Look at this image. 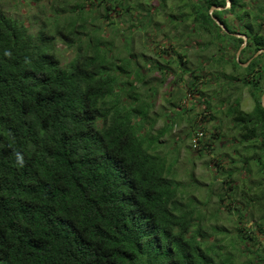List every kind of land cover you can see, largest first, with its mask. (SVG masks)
<instances>
[{"label": "trees", "instance_id": "obj_1", "mask_svg": "<svg viewBox=\"0 0 264 264\" xmlns=\"http://www.w3.org/2000/svg\"><path fill=\"white\" fill-rule=\"evenodd\" d=\"M245 3L230 0L225 7V0H188L184 5L191 31L212 35L213 28L217 37L221 31L236 51L243 40L233 33L244 34L240 56L249 50L250 59L264 48V5L251 14ZM118 4L97 0L91 10H102V19L113 23L111 11ZM160 4L164 8L165 0ZM211 6L224 8L210 14ZM237 7L241 23L235 31L224 15ZM69 10L75 15L53 20L66 17L68 28L54 30L53 24L32 32L0 6V264H264V245L251 251L260 240L249 235L250 220L234 222L236 236L216 224L209 233L203 230L210 198L198 200L182 188L170 177L157 144L146 141L159 142L166 125L155 135L151 111L157 92L150 93L131 44L125 57L114 38L100 33L94 22L87 26L90 13L81 4L64 12ZM128 17L133 27L132 14ZM55 35L73 51L68 61L58 55ZM232 61L235 73L219 74L249 86L254 106L242 110L240 96L229 93L222 99L230 108L228 118L240 133L239 144L254 138L264 152V52L246 67L239 64L245 62L241 57ZM248 208L245 216L252 215ZM258 212L255 227L263 234L264 214Z\"/></svg>", "mask_w": 264, "mask_h": 264}, {"label": "rangeland", "instance_id": "obj_2", "mask_svg": "<svg viewBox=\"0 0 264 264\" xmlns=\"http://www.w3.org/2000/svg\"><path fill=\"white\" fill-rule=\"evenodd\" d=\"M187 1L165 0L162 8L161 0H119L117 11H111L113 23L102 19V10H91L92 2L97 0H0V6L7 14L27 23L30 31L37 32L41 28L48 30L54 24L55 16H74L76 11L65 13L64 9L81 4L84 12L90 13L87 26L92 28L91 22H94L100 27V33L114 38L120 54L129 56L131 47L128 44H131L141 73L146 74L144 81L150 86V93L157 92L152 98L154 106L151 111L156 117L155 135L160 133L155 132L156 129L166 125L160 143L156 139L146 141L157 144V152L166 157L167 168L171 167L170 177L177 178L182 188L198 200L210 198V215L204 220L206 229L203 230L209 233V226L216 224L228 235L236 236V221L241 219L244 223L250 220L247 223V228L251 229L249 235L260 240L251 246V251L255 252L258 244L264 245V233L255 227L260 222L258 210L264 214V152H259L254 138L238 143L240 133L236 131L233 120L228 118L230 108L227 100L222 99L229 93L232 97L240 96V108L248 112L253 109L254 101L249 86L241 81L230 83L220 76L223 70L235 73L232 59L236 49L227 43L225 37H220L223 35L221 31L219 37L215 36L213 28L212 35L196 29L191 31L192 19L184 5ZM245 2V9L251 14L259 4L264 5V0ZM121 7H127L131 13ZM239 11L237 7L232 14L224 15L235 31L240 30ZM182 13L183 16L179 17ZM127 14L134 18L133 27H130ZM64 20L66 17H59L54 30L56 26L68 28ZM54 43L62 61L73 56V51L61 42L59 35H55ZM250 54L247 50L239 59L241 57L245 61ZM247 65L242 63L243 67ZM192 71H195L194 75H190ZM238 71L243 72L242 69ZM140 88L143 90L145 86ZM197 89L202 93L194 94ZM218 106H225L223 112L218 110ZM253 150H256V155H253ZM232 170L237 171L234 176L231 175ZM246 206L252 215L245 216ZM221 208L219 213L217 209ZM198 209L205 214L204 206ZM215 215L221 219L215 221L211 218ZM217 238L220 240L221 236ZM220 243L222 240L218 241Z\"/></svg>", "mask_w": 264, "mask_h": 264}, {"label": "water", "instance_id": "obj_3", "mask_svg": "<svg viewBox=\"0 0 264 264\" xmlns=\"http://www.w3.org/2000/svg\"><path fill=\"white\" fill-rule=\"evenodd\" d=\"M225 2H226V5H225V7H229L230 6V0H225ZM224 7H218V6H211L210 7V9H209V12H210V14H212V12L214 11V10H221V9H223ZM213 18V20H214V22L224 31V32H229L228 31V29L226 28V26L217 18V17H212ZM234 35H236V36H238V37H240V38H242V40H243V43L239 46V48L237 49V51H236V54H235V58H236V60L239 62V56H240V52H241V50H242V48L245 46V44H246V41H247V38H246V36L244 35V34H241V33H233ZM262 52H264V48H261V49H259L258 51H256L254 54H253V56L246 62V63H243V65H247V63L249 62V61H251V59L253 58V57H256L258 54H260V53H262ZM240 64H242V63H240ZM260 101H261V105L264 107V93L261 95V99H260Z\"/></svg>", "mask_w": 264, "mask_h": 264}]
</instances>
